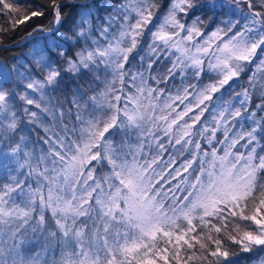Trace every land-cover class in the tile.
<instances>
[{
	"label": "snow or ice",
	"instance_id": "snow-or-ice-1",
	"mask_svg": "<svg viewBox=\"0 0 264 264\" xmlns=\"http://www.w3.org/2000/svg\"><path fill=\"white\" fill-rule=\"evenodd\" d=\"M241 4L249 9L241 19L203 15L225 7L234 15ZM165 7L152 24L158 0H119L103 10L96 0L30 9L0 0L8 18L0 33L51 16L19 42L32 46L24 59L0 61V264H236L222 238L229 225L237 235L227 239L242 253L264 252V102L248 111L245 89L240 107L220 103L254 61L249 84L264 95V11L253 10V0ZM204 28L214 30L205 37ZM146 29L151 43L141 42ZM194 37H205L203 45L183 46ZM216 40L215 62L205 68L198 54ZM165 59L170 67L161 73ZM177 72L180 87H170ZM209 72L218 79L205 84ZM192 79L198 83H186ZM58 91L71 97L58 100ZM28 106L52 118L40 149L20 135L40 120ZM205 113L210 132L196 128ZM177 155L185 157L179 165Z\"/></svg>",
	"mask_w": 264,
	"mask_h": 264
},
{
	"label": "trees",
	"instance_id": "trees-1",
	"mask_svg": "<svg viewBox=\"0 0 264 264\" xmlns=\"http://www.w3.org/2000/svg\"><path fill=\"white\" fill-rule=\"evenodd\" d=\"M9 2L14 3L17 7L21 8V9L36 8L40 5L46 6L48 4V0H9ZM96 2L100 5L101 10H103V8H108V7H111V6L119 3V0H96ZM201 2L206 3V2H208V0H201ZM220 2H222V0H217V3H220ZM158 3L161 5V8L159 11H154L152 24H157L156 16L160 15L161 12L166 13L167 7H165V6L170 4V0H158ZM233 7H235V6H233ZM240 7L243 9V11L242 12L236 11L234 15L230 13V9L228 7H225L223 10L217 9V11L215 13H213L210 9L206 8V9H204L203 15L211 16V15L215 14V15H218L221 19H229V18H231L233 20L241 19L243 14L249 12V10L244 5H240ZM253 9L255 11H262L256 3L253 4ZM45 10L47 11V8ZM71 11H72V9H70V8L65 9L66 13L71 12ZM225 13H229V15H225ZM13 15H15V14H13ZM104 15H107V13H104ZM50 19H51V16L34 18L33 20L28 21L25 25H21L19 28L16 29L15 32L8 30V31H5L3 33H0V61L8 64L11 67L12 63H14V60H13L14 57H19L21 59H24L26 54L30 53L32 46L28 45L25 47H21V46H18L19 42L25 36H27L28 32H30L32 30V28L36 27L37 25L42 24L46 27L48 25V22ZM243 22L244 21H242V23ZM7 24H8L7 16L6 15H0V26L7 27ZM152 24L148 25V27H152ZM153 30H155V29H153ZM211 30H214V29H208V28L202 29V31L205 32V37L210 33ZM181 35H183V34H181ZM205 37H194L192 41L187 42V44L183 45V46H186L188 48H192L193 44H199L202 46ZM145 38H148L149 43H151L150 34L147 32V29L145 30L144 37L141 38V42H143V39H145ZM218 43H219V40L214 41V43L212 44V49L209 51V53L201 52L198 54L204 58L205 68H207V64L209 63L210 60L213 63L215 62V60L213 59V56H212V51L215 49V46ZM173 52L175 53V50H173ZM192 52H193V54H197V53H195L194 48L192 49ZM175 54L178 55L179 53H175ZM141 55L145 56V58L147 59V57L149 55V49H148L147 45H144V52L141 53ZM173 59H174V56H173ZM167 67H170V64H169V61L167 59H165L163 61V65L160 66L158 70L161 73H163ZM153 68H157V65H153ZM133 70L135 71V70H137V68L134 66ZM139 70L142 71L143 69H139ZM254 71H256V62L255 61L245 68L244 73L241 74L239 79L234 78L233 81L229 82L232 85L231 94L230 95H224L223 100L220 101V103L224 107H228L229 102H232L234 107H240V105L238 103L239 98L237 97V94L242 93L245 89L249 90V95L251 97L249 105H248V111L255 110L254 106L257 104H260L261 100H263V102H264V96L263 97L259 96L256 91L252 90V88L250 87V84H249V76ZM215 79H218L215 72H209L206 77H203V81L205 84L213 82ZM64 81H65V84H71V80H70L69 76H65ZM125 83H127V78H125ZM149 83H151V81H149ZM186 83L197 84L198 82L196 80L192 79V80H187ZM81 84H83V81H81ZM171 84H175L176 88L180 87V74H179V72H177L176 79L174 81L170 82V87H171ZM73 87H74V85H73ZM85 87H87V86L85 85ZM117 87H119V84H117ZM161 87H163V85H161ZM221 91L223 92V90H221ZM171 92L173 95H175V89H171ZM219 95H220V93L215 94V96H219ZM36 96H39V94L37 93ZM53 96L55 98H58V100H63L65 98V96L70 98L71 92L70 91H67V92L66 91H58L57 93H54ZM215 96H214V98H215ZM189 101H191L193 105L195 104V101L192 99L191 96L189 97ZM189 101H185V104H187ZM38 102H40V101H38ZM19 103H23V102H19ZM41 103H42V107H43V102H41ZM65 106L70 107V105H67L66 102H65ZM28 107H32V110L38 111L33 106H28ZM181 107H183V105H181ZM241 111H242V113H244V109H241ZM192 114L193 113H190L189 115H192ZM38 115H40L39 111H38ZM45 115H47V114H45ZM45 115H40V120L36 124H33L31 121H29L27 126L24 127V130L20 133V135H23L26 138V140L29 141V147L30 148L33 146L37 149L42 148V145L39 143V140L44 136L42 126H48L49 121L52 119L50 116L47 119H45ZM260 115L261 114L258 111L257 117H259ZM184 119L187 120L188 118L185 117ZM182 123H183V121H181V124ZM189 123H190V121H189ZM201 125H206L209 132L211 131V128L213 125H212V121H211V118L209 117L208 113H205V115L201 118L200 123H198L196 125V128H200ZM243 126L245 128H247L248 122L245 121ZM22 127H23V125H22ZM239 127L240 126L237 125V128L233 129V131L239 130ZM209 132L204 133L205 138L208 137ZM230 135H231V133H230ZM215 137H216V139H222L223 138L222 137V130L217 131L215 134ZM199 142L201 143L202 147L205 146V139H201ZM153 147H155V146H153ZM237 147H239V146H237ZM153 154H155V153H153ZM186 155L187 154L185 153V156ZM164 156H165V158H167L168 153H165ZM184 158H185L184 156H179V155L175 156L176 164L179 165L181 160ZM104 171L106 172L107 169H104ZM99 174H100V170L98 169L96 175H99ZM173 183H175V181H173ZM250 212H251V209L249 208V210L246 211L245 214H250ZM237 223H239L241 225V230H251V228L248 227L250 222L237 220ZM201 235H203V233H201ZM228 235H237V232L234 231L233 225H229L228 232L223 233L222 238L225 241L224 247L227 250H229L230 252L236 253L235 256L229 257L230 260L236 261V264H254L258 260L259 257H264V252H259V250H257L258 256L255 252L254 253H242L237 245L233 244L231 241H229L227 239ZM218 238H220V237H218ZM209 247L210 248L212 247L211 244H209ZM185 255H186V253H184L182 251L181 257L183 258ZM200 255H201V252H197V256H200ZM210 259H214V258H210ZM189 264H200V261L197 260V261L189 262Z\"/></svg>",
	"mask_w": 264,
	"mask_h": 264
},
{
	"label": "rangeland",
	"instance_id": "rangeland-1",
	"mask_svg": "<svg viewBox=\"0 0 264 264\" xmlns=\"http://www.w3.org/2000/svg\"><path fill=\"white\" fill-rule=\"evenodd\" d=\"M254 3H256L257 5H258V7L262 10V11H264V0H253V4ZM241 5H243V4H241ZM249 10V9H248ZM254 10V9H253ZM260 79V74H258V80ZM256 92H257V94L259 95V96H264V95H262V93L257 89L256 90ZM263 102V100H261V103ZM257 113H258V111H257ZM254 264H256V262L254 263Z\"/></svg>",
	"mask_w": 264,
	"mask_h": 264
}]
</instances>
